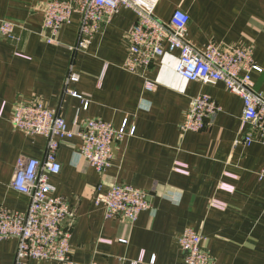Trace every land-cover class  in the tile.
<instances>
[{
	"label": "crops",
	"instance_id": "0c3cea01",
	"mask_svg": "<svg viewBox=\"0 0 264 264\" xmlns=\"http://www.w3.org/2000/svg\"><path fill=\"white\" fill-rule=\"evenodd\" d=\"M47 1L0 0V22L15 25L9 37L0 36V207L27 210V197L13 191L10 183L18 158L41 160L46 140L15 130L10 119L18 104L40 101L57 110L71 131L82 130L92 119L115 129L123 123L135 129L132 137L112 145L111 167L103 175L80 157L78 138L60 145L61 171L50 183L73 213L63 226L70 231L74 263L184 264L178 237L191 229L201 235L217 264H264V178L258 177L264 146H235L242 100L220 83L201 85L178 77L177 53L165 55L141 74L123 69L124 38L135 21L127 9L100 28L86 53L73 57L80 79L67 88L80 99L64 95L78 17L61 29L57 43H47L45 37L51 35L42 29ZM177 9L189 17L187 37L196 49L210 43L251 48L262 70L251 79L255 91L264 95V0H159L155 16L167 21ZM198 95L209 96L221 110L203 131L183 134L179 125ZM81 100L87 101V110ZM113 184L148 195L151 209L131 226L121 218L105 220L93 204L97 186ZM212 201L225 208L210 207ZM16 248L15 239L0 240V264H14Z\"/></svg>",
	"mask_w": 264,
	"mask_h": 264
},
{
	"label": "built area",
	"instance_id": "2783aa9c",
	"mask_svg": "<svg viewBox=\"0 0 264 264\" xmlns=\"http://www.w3.org/2000/svg\"><path fill=\"white\" fill-rule=\"evenodd\" d=\"M159 0H48L42 9V29L49 44L57 43L61 29L78 17L77 39L69 47L71 59L63 82V93L79 98L68 90L69 83H76L80 75L73 71V57L86 53L94 36L120 9L134 13L135 21L125 35L126 59L123 69L141 74L160 61L165 55L177 53L175 73L188 82L210 85L220 83L229 94L242 100L240 134L235 146L248 147L254 143L264 146V95L256 92L251 74L261 73L255 64L253 51L249 47H221L210 43L196 49L189 42L187 27L189 17L175 10L167 21L155 16ZM15 25L0 22V36L9 37ZM152 86L146 84V89ZM82 109L87 110V101L81 100ZM220 107L207 95L191 99L179 125L181 133H198L204 130L206 121L213 119ZM10 123L15 130L27 136H41L46 140L41 160L19 157L10 188L28 199L24 213L0 207V240L13 238L17 241L14 264L27 260L52 261L61 264H76L71 259L70 231L63 223L72 217L68 203L54 195L50 178L61 171L58 161L60 145L65 140L78 138L81 141L80 157L99 175L111 167L112 145L125 137H132L126 123L119 129L99 119L88 120L80 131L66 127L64 118L45 107L40 101L18 104ZM178 170V169H177ZM264 178V168L258 172ZM222 186V185H221ZM229 190L228 187H220ZM93 204L103 211L105 220L121 218L130 226L141 212L151 209L148 195L144 191L126 184L98 185ZM210 207L223 210L225 205L212 201ZM201 235L186 229L178 237L184 264H217L202 245ZM140 262V261H139ZM134 262L132 264H138ZM88 264H97L90 262Z\"/></svg>",
	"mask_w": 264,
	"mask_h": 264
}]
</instances>
